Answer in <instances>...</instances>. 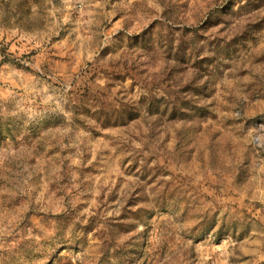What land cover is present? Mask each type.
Instances as JSON below:
<instances>
[{
  "label": "rangeland",
  "instance_id": "rangeland-1",
  "mask_svg": "<svg viewBox=\"0 0 264 264\" xmlns=\"http://www.w3.org/2000/svg\"><path fill=\"white\" fill-rule=\"evenodd\" d=\"M0 264H264V0H0Z\"/></svg>",
  "mask_w": 264,
  "mask_h": 264
}]
</instances>
